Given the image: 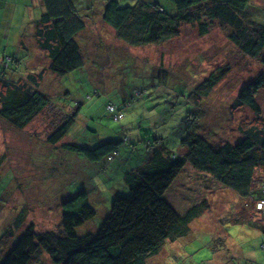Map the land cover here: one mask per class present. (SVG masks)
Here are the masks:
<instances>
[{"label":"rangeland","instance_id":"374dc122","mask_svg":"<svg viewBox=\"0 0 264 264\" xmlns=\"http://www.w3.org/2000/svg\"><path fill=\"white\" fill-rule=\"evenodd\" d=\"M88 1H97L92 15L98 14L80 37L83 67L58 77L49 72L41 87V92L50 97L53 105L66 106L71 113L76 111L75 126L58 145L51 146L46 142L53 131L54 117L50 109L34 117L22 130L0 119V237L16 215L25 210L21 214L25 219L22 227L12 230L11 246L30 224L40 231L56 229L62 213L60 198L87 181L88 190L97 193L89 198L96 216L76 228V233L78 236L96 234L115 196L128 193L122 181L124 174L146 162L149 153L156 148L180 153V137L187 128L188 132L196 131L195 126L201 121L199 113L203 112L202 122L207 125L202 127L201 133L219 144L235 143L240 138L239 123L252 119V112L247 108L230 113L231 104L242 86L264 73V69L258 62L243 56L220 28L214 27L201 37L195 26L184 25L180 35L168 42L129 49L117 41L113 29L101 24V0ZM117 1L120 6H126L138 0ZM146 2L174 10L165 0ZM252 2L254 6H264V0ZM6 3L22 7V1L18 4L15 0H3L0 9ZM9 10L10 13L15 11L14 8ZM263 14L264 8L252 13V18L264 24ZM3 16L0 10V17ZM4 30L0 19V32ZM15 47L12 37L0 39V52L21 60L25 52L17 53ZM5 56H0L4 68L9 62L10 69L13 64L18 65L19 62L14 63ZM42 63L37 65L39 70L45 69ZM19 64L23 71L24 63ZM33 66L31 64L30 68ZM159 68L166 70L177 84L172 88L158 85L159 79L152 75ZM6 72L10 74L11 70ZM210 74L220 79L211 94L202 100L199 111L188 102V84L198 83ZM129 99H133L132 104L124 107ZM109 103L121 109L123 118L119 122L107 111ZM257 103L264 115V89L259 92ZM157 138L159 145L155 144ZM147 139L152 141V147L144 144ZM108 141L121 142L118 156L112 161L94 164L92 169L88 166L84 173L79 170V160L84 163L85 158L60 149L62 144L93 149ZM263 173L257 171L255 176L261 178ZM163 198L179 214L201 201L209 204V210L190 224L188 236L168 243L148 264H264V232L233 222L245 211L255 215L258 212L253 208L255 203L239 199L189 165L178 174ZM36 264L51 262L44 254Z\"/></svg>","mask_w":264,"mask_h":264},{"label":"trees","instance_id":"16d2710c","mask_svg":"<svg viewBox=\"0 0 264 264\" xmlns=\"http://www.w3.org/2000/svg\"><path fill=\"white\" fill-rule=\"evenodd\" d=\"M165 1L173 6V11L158 3L148 4L146 0L126 6H120L117 0H101V24L113 29V36L129 49L168 42L180 35L184 25L195 26L201 37L218 27L243 56L258 62L264 69V24L252 18V13H259L264 6H254L252 0ZM43 2L45 13L33 22L32 29L35 48L45 58L42 63L45 69L39 70V63L30 68L26 62H23V71L19 63L10 69L9 62L8 68H4L3 60L0 61V119L14 129L22 130L34 117L50 109L54 117L53 131L46 142L56 146L75 126L78 114L76 111L71 113L66 106L53 105L50 97L41 92V87L49 72L58 77L83 67L85 60L80 37L96 20L94 17L98 13H92L97 1ZM261 16L264 19V14ZM0 56L5 55L0 52ZM8 56L14 61V57ZM152 78L159 79L158 85H169L170 88L177 84L161 68ZM219 79L210 74L198 83L188 84V102L200 111L202 100L211 94ZM262 89L264 73L261 72L246 82L233 100L230 113L242 108L252 112L251 120L239 123L240 138L235 143L219 144L203 135L202 127L207 125L203 124L205 116L201 112L196 131L188 132L187 128L180 137V153L156 148L149 153L146 162L126 172L122 181L128 193L115 196L109 214L96 234L78 236L76 233V228L96 216L89 198L97 193L88 190V181L74 186L76 191L60 198L62 213L56 229L40 231L30 224L11 246L12 230L20 229L25 222L21 216L25 210L22 209L0 237V264H36L44 254L51 264H148V260L160 255L168 243L188 236L190 224L209 210V204L201 201L179 214L163 198L187 165L239 199L255 203L253 208L256 209V204L264 201V173L261 178L255 176L257 171L264 172V115L257 103ZM132 100L129 99L124 107L130 106ZM108 106L113 107L110 113L113 120L119 122L115 115L121 114L123 118L121 109L112 103ZM125 140L129 141L128 138ZM120 143L108 141L93 149L72 144L59 146L63 151L85 158L84 163L79 160V170L84 173L88 166L106 162L113 152H118ZM144 144L152 147L151 140H145ZM155 144H160L159 138ZM257 211L255 215L242 212L244 216L237 215L233 222L264 232V209Z\"/></svg>","mask_w":264,"mask_h":264},{"label":"crops","instance_id":"0c3cea01","mask_svg":"<svg viewBox=\"0 0 264 264\" xmlns=\"http://www.w3.org/2000/svg\"><path fill=\"white\" fill-rule=\"evenodd\" d=\"M15 1L18 4L22 1V7H20V5H9L6 3L4 7L0 9L3 10L4 13V16L0 17V19L2 20L3 28H5L3 33L0 32V39H9L12 37V42L16 45V52H25V56L21 60L14 57V63L26 62L28 66H31V63L36 66L38 63L45 62V58H43L35 48V43L33 41L34 31L32 29L33 22L37 21L40 16L45 13L46 8L43 0H27L26 2L24 0ZM10 8H14L15 11L10 13ZM12 18L16 23H14ZM11 27H13V30H11ZM27 27L28 30L26 29ZM4 43L5 40H3V45Z\"/></svg>","mask_w":264,"mask_h":264},{"label":"built area","instance_id":"2783aa9c","mask_svg":"<svg viewBox=\"0 0 264 264\" xmlns=\"http://www.w3.org/2000/svg\"><path fill=\"white\" fill-rule=\"evenodd\" d=\"M108 110H109L110 112H113V107H112V106H109V107H108ZM117 118H121V115H118ZM263 192H264V187H263ZM256 209H258V210L264 209V201H262V202H258V203H257V208H256Z\"/></svg>","mask_w":264,"mask_h":264},{"label":"bare ground","instance_id":"6f19581e","mask_svg":"<svg viewBox=\"0 0 264 264\" xmlns=\"http://www.w3.org/2000/svg\"><path fill=\"white\" fill-rule=\"evenodd\" d=\"M108 107H109V106H108ZM108 107H107V110H108ZM108 111H109V110H108ZM109 113H111V112L109 111ZM118 115H121V114H117V115H115V119H116L117 121H119V120L122 119V115H121V118H117ZM116 156H118V152H117V151H116V152H113L112 156H110V157L107 158V161H112V160H114V157H116ZM174 243H175V242H174ZM170 244H172V243H170Z\"/></svg>","mask_w":264,"mask_h":264},{"label":"clouds","instance_id":"9594fccd","mask_svg":"<svg viewBox=\"0 0 264 264\" xmlns=\"http://www.w3.org/2000/svg\"><path fill=\"white\" fill-rule=\"evenodd\" d=\"M10 58V57H9Z\"/></svg>","mask_w":264,"mask_h":264}]
</instances>
